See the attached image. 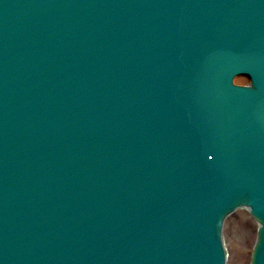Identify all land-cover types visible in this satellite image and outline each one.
<instances>
[{"label": "water", "instance_id": "95a60500", "mask_svg": "<svg viewBox=\"0 0 264 264\" xmlns=\"http://www.w3.org/2000/svg\"><path fill=\"white\" fill-rule=\"evenodd\" d=\"M30 1L0 0V264H221L226 212L264 224V0Z\"/></svg>", "mask_w": 264, "mask_h": 264}, {"label": "rangeland", "instance_id": "374dc122", "mask_svg": "<svg viewBox=\"0 0 264 264\" xmlns=\"http://www.w3.org/2000/svg\"><path fill=\"white\" fill-rule=\"evenodd\" d=\"M238 81L244 82L246 79L240 77ZM253 225L255 227L244 210H238L236 214L227 218L223 232L231 254L228 264H249V252L254 239ZM236 229L246 233L243 244L236 241Z\"/></svg>", "mask_w": 264, "mask_h": 264}, {"label": "bare ground", "instance_id": "6f19581e", "mask_svg": "<svg viewBox=\"0 0 264 264\" xmlns=\"http://www.w3.org/2000/svg\"><path fill=\"white\" fill-rule=\"evenodd\" d=\"M245 236H246V233L244 231L242 232V231H240V229H236V241L237 242L243 244V242L245 241ZM251 236H252V234H251ZM230 257H231V254H230ZM230 257H229V259H230Z\"/></svg>", "mask_w": 264, "mask_h": 264}]
</instances>
